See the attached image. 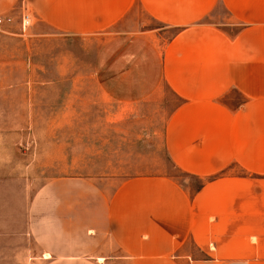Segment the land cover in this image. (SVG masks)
Segmentation results:
<instances>
[{"label": "crops", "instance_id": "obj_1", "mask_svg": "<svg viewBox=\"0 0 264 264\" xmlns=\"http://www.w3.org/2000/svg\"><path fill=\"white\" fill-rule=\"evenodd\" d=\"M135 4L159 25L113 30ZM23 9L69 35L105 33L96 71L115 99L169 88L167 148L202 186L130 178L98 223L47 211L7 231L0 264H264V0H0V14Z\"/></svg>", "mask_w": 264, "mask_h": 264}, {"label": "rangeland", "instance_id": "obj_2", "mask_svg": "<svg viewBox=\"0 0 264 264\" xmlns=\"http://www.w3.org/2000/svg\"><path fill=\"white\" fill-rule=\"evenodd\" d=\"M25 10L0 14L13 16L12 24L0 26L1 243L12 241L7 231L23 230L47 211H75L98 223L133 177L162 175L191 195L199 190L202 179L179 168L167 148L176 95L166 87L156 99H115L96 71L105 33L69 35L33 11L24 29ZM158 25L135 4L113 30ZM229 99L241 100L235 91Z\"/></svg>", "mask_w": 264, "mask_h": 264}, {"label": "built area", "instance_id": "obj_3", "mask_svg": "<svg viewBox=\"0 0 264 264\" xmlns=\"http://www.w3.org/2000/svg\"><path fill=\"white\" fill-rule=\"evenodd\" d=\"M25 11L26 12H23L22 15V27L24 29L30 26L32 20L30 12L27 9ZM12 22H13V16L11 14L0 15V26L5 24H12Z\"/></svg>", "mask_w": 264, "mask_h": 264}]
</instances>
